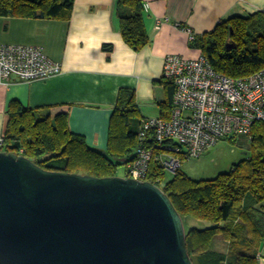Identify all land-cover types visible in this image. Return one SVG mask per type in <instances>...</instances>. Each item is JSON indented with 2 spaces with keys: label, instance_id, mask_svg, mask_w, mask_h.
I'll use <instances>...</instances> for the list:
<instances>
[{
  "label": "trees",
  "instance_id": "obj_1",
  "mask_svg": "<svg viewBox=\"0 0 264 264\" xmlns=\"http://www.w3.org/2000/svg\"><path fill=\"white\" fill-rule=\"evenodd\" d=\"M74 0H0V17L69 20ZM141 0H117V19L123 41L139 52L149 44ZM195 46L220 75L248 77L264 68V12L234 17L218 24L212 33L195 38ZM111 46L104 47L108 51ZM166 90L161 104L169 118L174 89L162 78ZM121 91L109 122L106 151L86 145L85 139L67 127V114L37 117L31 109L11 104L2 134L4 152L23 155L48 171L113 178L118 167L134 157L139 121L134 93ZM231 140V139H229ZM248 157L209 180H191L180 169L168 182L164 171L151 164L146 180L161 188L174 205L185 228L186 251L193 264H259V245L264 241V218L255 207L264 202V123L251 128ZM21 151V153H20ZM62 159L61 166L48 163ZM248 202V203H247ZM198 220L204 228L189 224ZM227 243V252L213 249L214 239Z\"/></svg>",
  "mask_w": 264,
  "mask_h": 264
},
{
  "label": "crops",
  "instance_id": "obj_2",
  "mask_svg": "<svg viewBox=\"0 0 264 264\" xmlns=\"http://www.w3.org/2000/svg\"><path fill=\"white\" fill-rule=\"evenodd\" d=\"M141 1L149 44L139 52L123 41L117 0H74L69 20L1 16L0 45L40 46L48 59L60 64L62 72L39 81L0 85V136L13 104L33 110L39 118L66 113L69 131L85 139L90 148L104 152L121 91L124 99L126 92L134 93L139 120L133 123L134 130L145 118H163L166 90L161 81L166 55L190 59L202 53L191 46L182 28L191 29L199 40L223 21L264 12V0ZM107 46H111L108 51L104 50ZM230 141L248 154L247 137ZM210 150L205 154L212 155ZM254 213L257 219L264 218V202ZM214 245V250L227 252V243L221 238L214 239ZM258 260L264 264V241L259 245Z\"/></svg>",
  "mask_w": 264,
  "mask_h": 264
},
{
  "label": "water",
  "instance_id": "obj_3",
  "mask_svg": "<svg viewBox=\"0 0 264 264\" xmlns=\"http://www.w3.org/2000/svg\"><path fill=\"white\" fill-rule=\"evenodd\" d=\"M0 264H193L150 182L48 171L0 152Z\"/></svg>",
  "mask_w": 264,
  "mask_h": 264
},
{
  "label": "built area",
  "instance_id": "obj_4",
  "mask_svg": "<svg viewBox=\"0 0 264 264\" xmlns=\"http://www.w3.org/2000/svg\"><path fill=\"white\" fill-rule=\"evenodd\" d=\"M182 30L187 41L194 42L192 30ZM162 66L163 80L174 89L169 118L141 121L124 179L149 182L151 164L175 174L183 159H201L222 141L240 136L249 140L252 126L264 123V68L234 79L218 74L202 53L190 59L168 54ZM61 72L60 64L48 59L40 46L0 45V85L39 81ZM3 147L1 135L0 152Z\"/></svg>",
  "mask_w": 264,
  "mask_h": 264
},
{
  "label": "rangeland",
  "instance_id": "obj_5",
  "mask_svg": "<svg viewBox=\"0 0 264 264\" xmlns=\"http://www.w3.org/2000/svg\"><path fill=\"white\" fill-rule=\"evenodd\" d=\"M213 151L212 155L209 153L205 154L201 159L187 160L183 159L180 167L181 171H184L191 180H209L218 176L219 173H225L229 171V167L240 163L242 160L247 159L245 155V149L231 142L230 140L224 141L223 143L217 144L210 152ZM52 167L61 166L62 159H54L48 163ZM230 165V166H229ZM228 167V168H227ZM116 176L124 178L125 172L124 167H118L115 171ZM174 176L173 173L168 171L164 172L163 182H168ZM189 224H193L196 228H204L203 223L198 220H188ZM215 245L213 246V248Z\"/></svg>",
  "mask_w": 264,
  "mask_h": 264
}]
</instances>
